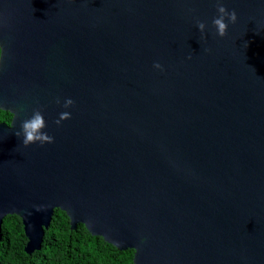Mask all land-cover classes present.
Masks as SVG:
<instances>
[{"label":"water","instance_id":"95a60500","mask_svg":"<svg viewBox=\"0 0 264 264\" xmlns=\"http://www.w3.org/2000/svg\"><path fill=\"white\" fill-rule=\"evenodd\" d=\"M222 3L223 38L216 0H0V241L60 209L134 264H264V0Z\"/></svg>","mask_w":264,"mask_h":264},{"label":"trees","instance_id":"16d2710c","mask_svg":"<svg viewBox=\"0 0 264 264\" xmlns=\"http://www.w3.org/2000/svg\"><path fill=\"white\" fill-rule=\"evenodd\" d=\"M12 117L0 110V122L10 124ZM28 241L21 219L7 216L2 225L0 264H134L133 250H119L102 237L91 235L82 224L72 230L68 215L60 209L55 210L45 230L41 249L28 254Z\"/></svg>","mask_w":264,"mask_h":264},{"label":"clouds","instance_id":"9594fccd","mask_svg":"<svg viewBox=\"0 0 264 264\" xmlns=\"http://www.w3.org/2000/svg\"><path fill=\"white\" fill-rule=\"evenodd\" d=\"M218 16L214 17L212 20L213 27L217 30V35L221 38L225 37L228 30V24H235L237 21V14L235 10L229 12L226 7L223 6L222 0H216ZM227 20L228 23L225 21ZM205 24L203 22L197 21V28L201 33L205 31ZM156 69H161L159 63L154 64ZM59 103V100H57ZM74 104L72 99H67L64 102V108H69ZM71 119L70 112H62L59 118L55 121L57 126H60L63 121ZM46 123L42 112L37 109L33 112L31 118L22 121L20 125V131L15 132V135L20 138L23 137L22 143L25 147L39 143L41 146L44 144L54 143V138L49 136L46 132L42 130L45 129Z\"/></svg>","mask_w":264,"mask_h":264}]
</instances>
